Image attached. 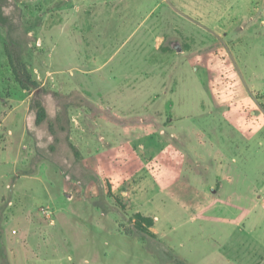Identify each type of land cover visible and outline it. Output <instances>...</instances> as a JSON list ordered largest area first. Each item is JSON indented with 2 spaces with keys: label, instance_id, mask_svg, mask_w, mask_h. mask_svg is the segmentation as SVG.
<instances>
[{
  "label": "rangeland",
  "instance_id": "rangeland-1",
  "mask_svg": "<svg viewBox=\"0 0 264 264\" xmlns=\"http://www.w3.org/2000/svg\"><path fill=\"white\" fill-rule=\"evenodd\" d=\"M263 185L264 0H0V264H227Z\"/></svg>",
  "mask_w": 264,
  "mask_h": 264
},
{
  "label": "crops",
  "instance_id": "crops-1",
  "mask_svg": "<svg viewBox=\"0 0 264 264\" xmlns=\"http://www.w3.org/2000/svg\"><path fill=\"white\" fill-rule=\"evenodd\" d=\"M221 154L224 156L223 162L228 163L230 160L228 153L222 151ZM223 162L220 163L221 172L226 171ZM225 165L227 167V164ZM236 170L237 168L229 165V171L236 172ZM176 186H171L173 189L171 192L172 201H177L182 205L183 201L175 190ZM256 189L262 192L255 195L254 191L247 193L236 191L231 197V202L236 205L235 209L230 210V214H223L225 217L223 223L226 229H229L237 237L232 244L234 250L228 255L230 257L220 252V256L226 258L227 264L233 262H235L234 264H256L264 258V185ZM246 202L249 207L242 210V205ZM245 237H248L250 242L246 240L245 243Z\"/></svg>",
  "mask_w": 264,
  "mask_h": 264
},
{
  "label": "trees",
  "instance_id": "trees-1",
  "mask_svg": "<svg viewBox=\"0 0 264 264\" xmlns=\"http://www.w3.org/2000/svg\"><path fill=\"white\" fill-rule=\"evenodd\" d=\"M6 52H7V56H8L14 77L18 81V83L21 85V87L26 90H31L37 87L38 82L34 80L30 71L28 70L27 65L24 63L20 48L19 50L16 49L14 47V44L7 45ZM34 103L37 109V122L40 123L46 117V109L44 108L41 101L35 100ZM152 223L153 222L149 220V226L152 225ZM140 228L143 231H147L148 233L151 234V232L148 230L149 228L146 229V228H142L141 226Z\"/></svg>",
  "mask_w": 264,
  "mask_h": 264
}]
</instances>
